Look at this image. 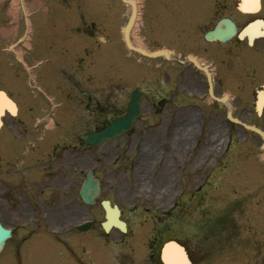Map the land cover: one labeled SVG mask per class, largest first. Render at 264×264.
<instances>
[{"label":"rangeland","instance_id":"obj_1","mask_svg":"<svg viewBox=\"0 0 264 264\" xmlns=\"http://www.w3.org/2000/svg\"><path fill=\"white\" fill-rule=\"evenodd\" d=\"M138 1L142 8L131 41L154 53L172 47L177 36L181 47L187 33L181 34L180 29L187 25L188 14L201 16L210 0ZM21 2L0 0V89H6L20 109L18 117H5L6 125L0 131V219L5 227H15L17 233L24 234L20 230L23 223L5 213L17 195H27L26 210L32 215L37 212L42 219L43 223L26 233L28 241L23 249L27 261L22 257V263L150 264L151 241L158 237L160 245L169 240L187 245L194 264H264V160L259 144L250 159L243 154L236 159L232 148L226 150L230 137L226 124L172 128L167 107L155 111L157 99L168 95V61L149 59L127 49L123 30L131 7L121 0H74L75 11L95 18L96 42L72 61L61 60L67 56L60 52L56 63L43 58L34 70L38 58L32 59L33 54L21 50L29 31L22 22L20 38H14L16 26L7 20L17 21L24 14ZM43 3L26 0L25 7L34 12L45 9ZM53 30L45 27L47 34ZM100 37L106 41L100 42ZM134 90L146 94L142 117L134 130L99 148L84 144L80 135L99 130L124 114ZM202 103L205 107L199 110L209 108V103ZM20 121L28 125L18 127ZM3 133L5 143H9L1 142ZM242 137L238 136L235 147L241 152L245 148ZM27 140H35V147L17 162L21 165L26 159L30 164L26 174L33 179L43 175L37 188L28 180H24L27 186L20 184L24 173L15 170V159L11 158V146L23 149ZM183 142L186 154L179 152ZM190 164L194 169L184 177V166ZM90 170L101 180L102 190L98 203L86 208L78 192ZM256 173L261 180L250 177ZM198 185L204 186L201 192ZM255 189L261 190L253 192ZM102 200L120 207L129 224L127 234L114 229L103 237ZM44 201L49 206L45 217L41 208ZM32 204L37 209L32 210ZM175 204V210L166 213ZM49 208L59 213L51 215ZM71 208L88 210L90 216L64 221ZM84 220L93 221L91 229L85 234L68 232L60 245L56 232ZM9 247L0 256V264L13 260L8 256Z\"/></svg>","mask_w":264,"mask_h":264},{"label":"flooded vegetation","instance_id":"obj_2","mask_svg":"<svg viewBox=\"0 0 264 264\" xmlns=\"http://www.w3.org/2000/svg\"><path fill=\"white\" fill-rule=\"evenodd\" d=\"M241 1L210 0L206 3L207 9H203L201 16L195 17L190 14L187 16L185 20L187 25L180 29L181 34L185 35L187 33V37L181 42L182 46L178 47L177 43L180 38L177 36L174 45L169 48V58L167 59L169 68L168 95L162 96L158 100H166L169 125L172 128L186 129L198 125L204 128L208 124L213 128H218L226 124L233 135L231 142L232 150L235 151L234 157L239 159V156L243 154L247 159H250L249 157L252 156L255 149L254 146L259 144V150L262 151V145L264 144L262 135L258 133V131L264 132V23L259 22L253 25L246 32L243 39H239L237 36L227 42L208 41L206 39V35L214 31L223 19L232 20L238 31H242L246 26L258 22V20L264 21V0H261L260 11L250 15L241 13L238 10V4ZM61 2L65 4L67 9H62ZM73 2L74 0H47L45 4L43 3L44 7L48 5L47 10L42 9L30 13L28 18L30 38L29 41L23 43V46L28 47L30 45L33 54L31 55L32 59L42 60L45 58L56 63L58 60L57 55L64 52V56L67 57L61 60L69 62L78 56L79 50H86L92 46L95 36L93 16L84 17L80 15L79 11H75ZM69 6H71V9H68ZM71 12L75 15H71ZM61 14H69V17L63 18ZM7 20L11 26L16 25L14 38L18 37L22 22L25 31L28 29V21L23 14L17 21ZM44 26L54 28V30L47 34ZM198 65L203 69H199ZM210 82L212 83V92L210 91ZM196 98L199 102L196 101ZM202 102L209 103L207 104L209 108L199 110L205 107V105L199 104ZM85 109L89 111V108ZM155 111L160 112L161 110L156 108ZM229 111H231L237 122L228 120L227 114ZM17 125L18 127H25L28 124L25 121H20ZM240 134L243 136L242 145L245 146L242 152L235 149ZM36 138L38 139L40 136L37 135ZM1 139L4 140V137L2 136ZM33 141L27 140L23 145V149L14 145L11 146V158L15 159V170L18 172L22 169L24 173L21 175L22 181L28 179L39 186L40 175L33 179V176L26 174L30 171L28 169L30 164L26 163V159L21 165L17 162L20 157L22 159L29 156L30 148L35 147ZM18 146H21V144L19 143ZM182 146L179 152L186 154L188 148H186L185 142ZM172 153L170 152L171 155ZM9 163L10 161L7 165ZM193 169L191 164L189 166L185 165L183 176L190 175ZM250 177L256 178L255 180L258 181L261 179L259 174ZM203 187V185L196 186L200 192ZM14 199L15 201L10 202L11 204L8 203L5 213L13 221H21L22 226H30L27 229H20L24 232L22 235L14 231L8 250V256L10 255L13 260H10L9 264H23L22 257L27 261L23 249L26 241H28L26 233L31 231L33 222L38 223L39 220L35 219L34 215L26 210L24 205L28 202L20 203L16 198ZM46 207L47 204L44 202L41 206L43 217L46 216ZM32 209H35L34 205H32ZM49 211L51 215L59 213V211L53 213L51 208H49ZM65 216L64 221L72 217L90 216V213H88V210L71 208V213H66ZM56 220H53L50 224ZM41 222L42 219H40V224ZM44 222L46 221L44 220ZM74 225L62 228V231L56 233L61 237L71 231ZM158 247L159 241L158 238H155L151 248L153 251H157ZM152 257L155 258L153 255ZM152 264H159L157 258L154 263L152 260Z\"/></svg>","mask_w":264,"mask_h":264},{"label":"water","instance_id":"obj_3","mask_svg":"<svg viewBox=\"0 0 264 264\" xmlns=\"http://www.w3.org/2000/svg\"><path fill=\"white\" fill-rule=\"evenodd\" d=\"M122 1L126 4L131 5L133 9L131 18L125 29V35H124L128 48L137 51L138 53L149 58L156 57L155 54H149L148 52L144 50L136 49L131 45L130 31L136 19L137 8L136 5L130 0H122ZM256 4H258V0H255V5ZM223 23L227 27L226 30H220L218 27L214 32L208 34L207 38L211 40L218 39L221 41H225L227 39H230L234 34H236L237 32L236 26L231 21L224 20ZM241 37H242V33H241ZM143 97H144L143 94L140 93L138 90L134 91L132 94L131 101L127 107L126 116L114 120L110 125L105 127L100 132L87 133L82 135L81 138L83 139V141L86 144L98 148L103 143L113 141L130 132L142 115L141 104ZM0 100L2 101L3 104V107L0 108V117L4 114L5 111L4 109H8L12 112L14 111L13 104L5 96V94L0 93ZM160 105L163 106L162 103ZM100 191H101L100 181L94 177L93 172H90L87 175V180L83 183L82 188L80 190V195L82 196L83 201L88 204H95V199L99 197ZM102 206L104 207L106 212V222L103 223V228L105 229V231L108 233L112 229V227H115L120 229L122 232H126L125 224L120 220V210L118 209V207L115 206L114 208H112L110 206L109 201L102 202ZM86 228L87 227L81 229L83 230ZM10 236H11V231L5 229L0 223V252L4 248L5 242L7 241V239L10 238ZM170 250H174L177 253V255L181 259H183V262L181 264H191L186 250L175 242H170L164 245L161 251V259L164 262V264H171L170 262H168V259L166 258L167 253Z\"/></svg>","mask_w":264,"mask_h":264},{"label":"bare ground","instance_id":"obj_4","mask_svg":"<svg viewBox=\"0 0 264 264\" xmlns=\"http://www.w3.org/2000/svg\"><path fill=\"white\" fill-rule=\"evenodd\" d=\"M136 5L138 6V9L141 8V3L138 0H133ZM255 6V0H242L240 4V9L245 13V14H251V11H255L259 8V3L256 4ZM254 7V8H253ZM259 22L254 23L253 25H256ZM226 26V25H225ZM227 28H224L226 30ZM143 49V48H142ZM3 105L2 101L0 100V106ZM146 143V142H145ZM166 258L168 259V262L171 264H181L183 262V259H181L177 253L174 250H170L167 253Z\"/></svg>","mask_w":264,"mask_h":264}]
</instances>
